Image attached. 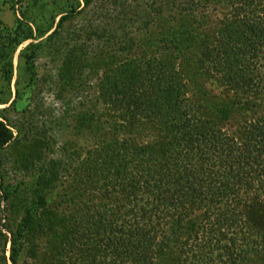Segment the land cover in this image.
Returning <instances> with one entry per match:
<instances>
[{
    "label": "trees",
    "instance_id": "16d2710c",
    "mask_svg": "<svg viewBox=\"0 0 264 264\" xmlns=\"http://www.w3.org/2000/svg\"><path fill=\"white\" fill-rule=\"evenodd\" d=\"M221 1L153 0L157 27L145 43L155 57L139 63L140 81L113 99L101 94L125 125L154 120L164 141L141 146L114 136L93 149L82 188L118 200L91 202L73 222L82 264H247L253 255L264 262V116L246 121L241 136L225 126L238 106L264 109V0H223L232 9L212 31L200 29ZM21 35L11 38L14 47L34 37ZM199 72L247 97L198 105L184 79ZM13 138L0 118V154ZM37 198L45 208V195ZM35 214L28 210L11 233L12 264L27 248Z\"/></svg>",
    "mask_w": 264,
    "mask_h": 264
},
{
    "label": "rangeland",
    "instance_id": "374dc122",
    "mask_svg": "<svg viewBox=\"0 0 264 264\" xmlns=\"http://www.w3.org/2000/svg\"><path fill=\"white\" fill-rule=\"evenodd\" d=\"M152 2L0 0V118L14 131L0 154V264H12L11 233L28 210L35 211V221L19 264H59L66 253L75 257L67 264H82L73 222L91 202L103 206L118 200L117 194L82 188L93 149L114 136L141 146L163 143L154 120L125 125L101 97L106 90L113 99L122 86L140 81L139 63L155 57L145 43L154 36L150 27L152 32L157 27ZM217 3L201 18L200 29L212 31L232 9L223 0ZM16 31L34 37L14 47ZM185 77L200 106L247 97L215 73ZM258 116L264 109L255 114L238 106L226 130L241 136L245 122ZM38 193L48 200L45 208H37ZM254 252L260 256V247ZM251 260L264 264L254 255L247 264H255Z\"/></svg>",
    "mask_w": 264,
    "mask_h": 264
}]
</instances>
